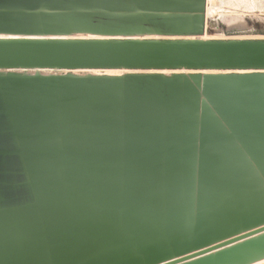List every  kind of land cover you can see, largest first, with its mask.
<instances>
[{"label": "water", "instance_id": "95a60500", "mask_svg": "<svg viewBox=\"0 0 264 264\" xmlns=\"http://www.w3.org/2000/svg\"><path fill=\"white\" fill-rule=\"evenodd\" d=\"M203 27L204 0H0V264L264 259L205 255L264 231L236 237L264 226V39ZM97 69L139 72H39Z\"/></svg>", "mask_w": 264, "mask_h": 264}, {"label": "rangeland", "instance_id": "374dc122", "mask_svg": "<svg viewBox=\"0 0 264 264\" xmlns=\"http://www.w3.org/2000/svg\"><path fill=\"white\" fill-rule=\"evenodd\" d=\"M227 24L229 25L227 26ZM201 36L200 38L202 40L264 39V0H204V27H203V33ZM98 70L99 69H97V71ZM74 71L75 70L73 71L39 70V72L44 73V74H53V73L60 74V73H67V72H72L73 74H83V73L88 74V72H86L87 70H79V71H85L83 73L82 72L75 73ZM108 71L110 72V74ZM112 71L111 70H106V71L99 70V74H96L95 76H119L121 74L139 72V71H128V70H112ZM149 72H153V71H149ZM162 73L163 74L165 73L166 74H173V73L175 74H182V73H186V74H209L210 73V74H213V72L211 73L208 71L207 72H204V71H191V72L190 71H182V72L181 71H175V72L174 71H166V72L162 71ZM218 73L219 72H214V74H218ZM224 74H229V73L225 72ZM91 75H94V74H91ZM260 228L262 229L264 228V226L250 230L236 237H239V236H242L248 233L251 234L252 232L257 231L258 229L260 230ZM263 233L264 231L250 235L249 237L241 239L238 242H234L230 245L220 247L217 250H212L205 255H209V254L215 253L216 251L223 250L230 246H234L238 243H241L251 238L257 237ZM236 237L235 236L231 237L227 240H224L220 243L209 246L205 249L212 248L218 244L235 239ZM194 253H190V254L172 259L171 261H168V262L180 260L182 258L191 256ZM205 255H202V256H205ZM196 258L197 257L188 259L179 264H183V263L195 260ZM252 264H264V259L254 262Z\"/></svg>", "mask_w": 264, "mask_h": 264}, {"label": "bare ground", "instance_id": "6f19581e", "mask_svg": "<svg viewBox=\"0 0 264 264\" xmlns=\"http://www.w3.org/2000/svg\"><path fill=\"white\" fill-rule=\"evenodd\" d=\"M208 16V15H207ZM220 17V16H219ZM218 17V18H219ZM221 18V17H220ZM230 23V22H229ZM229 24H227V26H228ZM226 26V25H225ZM205 36V35H204ZM218 36V35H217ZM201 37H203V36H201ZM106 71V70H105ZM112 71V70H111ZM75 73H80V72H85V71H77V70H75L74 71ZM86 72H88V74H94V75H96V74H99V70L97 71V70H87ZM109 72V71H108ZM113 72V71H112ZM117 72V71H116ZM166 72V71H165ZM175 72V71H174ZM182 72V71H181ZM191 72V71H190ZM204 72H207V71H204ZM115 73V72H114ZM212 73V72H211ZM84 74V73H83ZM101 74V73H100ZM108 74V73H107ZM109 74H110V72H109ZM166 74V73H165ZM210 74V73H209ZM213 74H214V72H213Z\"/></svg>", "mask_w": 264, "mask_h": 264}]
</instances>
